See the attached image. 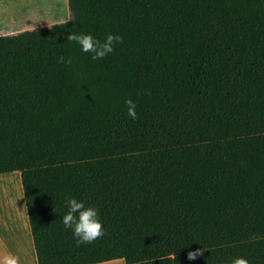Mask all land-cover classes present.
<instances>
[{"label": "trees", "instance_id": "trees-1", "mask_svg": "<svg viewBox=\"0 0 264 264\" xmlns=\"http://www.w3.org/2000/svg\"><path fill=\"white\" fill-rule=\"evenodd\" d=\"M67 7L0 35V174L19 172L37 264H264V0ZM70 31L124 42L93 61ZM69 195L104 236L77 246Z\"/></svg>", "mask_w": 264, "mask_h": 264}, {"label": "clouds", "instance_id": "clouds-1", "mask_svg": "<svg viewBox=\"0 0 264 264\" xmlns=\"http://www.w3.org/2000/svg\"><path fill=\"white\" fill-rule=\"evenodd\" d=\"M66 39L75 42L80 46L84 53H90L93 61L103 59L108 54L113 53L115 46L122 44L124 38L119 33L108 32L102 38L94 36L92 33L69 32ZM57 62L62 64H71L70 58L63 55L57 57ZM150 94V93H149ZM127 105V115L133 121L137 119L136 103L131 98L125 99ZM66 211L62 216V223L65 229L72 232L77 246L81 244H91L99 237L105 235V229L100 219L99 209L92 205L86 204L84 200L69 195L65 197ZM206 246L190 250L187 253L189 261L195 260L204 255ZM0 264H19V257L15 254L0 255ZM229 264H250L244 256H237L230 260Z\"/></svg>", "mask_w": 264, "mask_h": 264}, {"label": "rangeland", "instance_id": "rangeland-1", "mask_svg": "<svg viewBox=\"0 0 264 264\" xmlns=\"http://www.w3.org/2000/svg\"><path fill=\"white\" fill-rule=\"evenodd\" d=\"M1 6L5 8L1 9V18L6 22L1 23V28L4 29L50 25L51 21H61L70 16L65 0H1ZM7 23L12 27H8ZM0 194L4 202H11L16 209L19 204L17 202H20L19 206H24L18 171L0 174ZM26 264H36L33 253L27 258ZM93 264H124V260L118 258Z\"/></svg>", "mask_w": 264, "mask_h": 264}, {"label": "crops", "instance_id": "crops-1", "mask_svg": "<svg viewBox=\"0 0 264 264\" xmlns=\"http://www.w3.org/2000/svg\"><path fill=\"white\" fill-rule=\"evenodd\" d=\"M65 2H66V9H68L67 0H65ZM3 8L4 6H1V0H0V35L15 34L17 32L30 28V26L19 27L17 29L1 28V23L6 24V22L3 21L4 18L3 19L1 18V9ZM67 19H61V21H57V22H62ZM57 22L51 21V23L49 24L51 25ZM7 25L8 27H12L8 23ZM42 26H49V25H40L37 27H42ZM32 28L35 27H31L30 29ZM17 203L20 204V202ZM19 204H17L18 206L16 209V206L11 204V202L8 201L4 202L1 199V194H0V255H5L9 253L15 254L16 256L19 257V264H26L27 258L30 257L32 253L36 261V255H35L31 232L28 224L25 203L24 206H22L23 208L21 207V205L19 206Z\"/></svg>", "mask_w": 264, "mask_h": 264}, {"label": "bare ground", "instance_id": "bare-ground-1", "mask_svg": "<svg viewBox=\"0 0 264 264\" xmlns=\"http://www.w3.org/2000/svg\"><path fill=\"white\" fill-rule=\"evenodd\" d=\"M21 19V18H20ZM26 21V20H25Z\"/></svg>", "mask_w": 264, "mask_h": 264}]
</instances>
